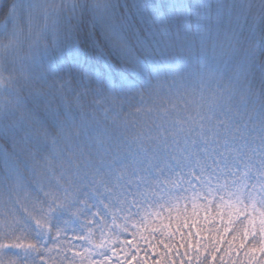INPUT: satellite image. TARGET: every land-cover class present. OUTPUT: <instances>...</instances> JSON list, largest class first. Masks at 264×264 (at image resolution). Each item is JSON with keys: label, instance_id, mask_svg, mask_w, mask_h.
Here are the masks:
<instances>
[{"label": "snow or ice", "instance_id": "snow-or-ice-1", "mask_svg": "<svg viewBox=\"0 0 264 264\" xmlns=\"http://www.w3.org/2000/svg\"><path fill=\"white\" fill-rule=\"evenodd\" d=\"M0 15V264H264V0Z\"/></svg>", "mask_w": 264, "mask_h": 264}, {"label": "trees", "instance_id": "trees-1", "mask_svg": "<svg viewBox=\"0 0 264 264\" xmlns=\"http://www.w3.org/2000/svg\"><path fill=\"white\" fill-rule=\"evenodd\" d=\"M81 2L86 5H92L94 0H81ZM3 18V15H0V20H3ZM2 40L5 41L7 38L0 37V43L3 42ZM26 51L27 45H25L24 53H26ZM13 58H15L14 55L10 56L6 54H0V76L4 77L5 79L8 77L14 78L17 81L16 90L18 93L23 97H27L29 89L38 88L40 85L36 81H26L21 72L22 66L17 62L16 58ZM17 235H21V233H17Z\"/></svg>", "mask_w": 264, "mask_h": 264}, {"label": "rangeland", "instance_id": "rangeland-1", "mask_svg": "<svg viewBox=\"0 0 264 264\" xmlns=\"http://www.w3.org/2000/svg\"><path fill=\"white\" fill-rule=\"evenodd\" d=\"M2 38V37H1ZM3 41V40H2ZM7 43V40L1 42L0 44H6ZM11 56V55H10ZM15 59V58H13ZM12 59V60H13ZM34 224L36 223V220L35 218H33V221H32ZM0 231H7V228H6V225L4 222H0ZM22 235V234H21ZM21 235H17L18 237L21 236ZM22 242H27L26 239H24ZM9 243V241H5V244Z\"/></svg>", "mask_w": 264, "mask_h": 264}]
</instances>
